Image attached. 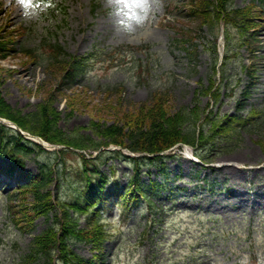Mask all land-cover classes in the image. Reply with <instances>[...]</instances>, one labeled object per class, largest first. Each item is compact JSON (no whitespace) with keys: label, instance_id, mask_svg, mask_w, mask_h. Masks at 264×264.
<instances>
[{"label":"rangeland","instance_id":"1","mask_svg":"<svg viewBox=\"0 0 264 264\" xmlns=\"http://www.w3.org/2000/svg\"><path fill=\"white\" fill-rule=\"evenodd\" d=\"M185 1L143 0L129 10L116 0H56L53 8L63 6L62 14L47 12L41 0L27 5L0 0V37L14 43L9 57L0 59L3 100L22 115L49 105L57 113L51 134L86 143V152L80 153L96 154L89 146L104 142L96 124L119 127L122 135L129 131L127 122L152 105L160 104L171 114L212 111L223 121L231 115L247 118L253 109L263 113L248 117V124L235 121L231 132L204 147L176 146L154 163L142 160V153H134L141 157L138 161L102 153L97 169L110 181L96 206L102 207L100 222L109 234L101 256L86 243L70 242L69 248L83 259L101 257L102 264H264V6L234 0V8L250 11L255 35L252 44L235 49L238 54L225 68L214 102L202 93L213 79L212 38L225 26L214 22L213 31L207 24L199 29L183 8ZM229 29L230 37L239 41L240 33ZM46 36L65 52L87 58L72 81L21 53ZM191 122L177 129L191 132ZM194 152L201 154L196 162L186 158L190 153L195 157ZM62 157L31 150L16 166L34 180L41 166L49 164L57 172L48 184L51 195L73 201L83 185L81 161L70 152ZM9 163L0 157V167ZM136 172L146 194L127 216L118 206L119 195ZM152 180L162 183L153 194L147 187ZM32 203L31 192L0 186V264H42L21 257L33 237L54 222V214L47 220L32 214L20 218L19 211ZM86 216L72 214L77 229L87 227Z\"/></svg>","mask_w":264,"mask_h":264},{"label":"trees","instance_id":"2","mask_svg":"<svg viewBox=\"0 0 264 264\" xmlns=\"http://www.w3.org/2000/svg\"><path fill=\"white\" fill-rule=\"evenodd\" d=\"M255 1L263 2L264 0ZM250 6L248 7L249 9H251ZM190 16L193 20L198 21L199 27L207 24L208 28L212 29V31L215 28L214 22L223 20L227 27L225 36L227 47L236 49L242 44L249 46L252 44L250 42L254 40L253 36L255 35L254 31L256 27L251 25L252 16L250 11L234 8L233 0H200L194 2ZM229 28H233L240 33L239 41H234V38L230 37L228 34L230 32ZM12 40L13 38L7 40L6 37H0V59L8 58L9 53L13 51ZM23 53L33 62L46 64L56 71H61L62 79L67 82L72 81L74 76L80 71L81 63L79 60L81 59L66 53L59 44L50 43V40H41L36 47L27 51L24 50ZM213 86V81H210L208 86L203 89L202 94L210 95L217 100L219 88H215L211 92ZM200 114L197 115V109L189 113L179 112L171 114L160 104L152 105L146 109L144 115L134 117V121L129 120L126 124L129 126V131L122 133V135H120L121 130L119 127L111 125L100 128V125L96 124L97 129L100 130V134L104 138V142L87 146L96 150L101 146H107L109 143L116 144L134 153H148L150 156H144L142 160L154 163L157 160L163 159L158 153L176 143L197 144L200 147H204L206 143L213 142L217 136L227 134L234 128L235 119L229 117L223 122L210 114L204 118L197 131L195 122L198 120ZM0 117L15 122L22 129L31 134L38 135L51 143H60L78 149L87 148L86 143L65 141L51 134L55 128L57 113L47 104L39 105L35 111L22 115L19 111L12 110L0 94ZM187 120L193 122H191L194 125L193 131L185 133L177 129L178 126H182ZM241 123L246 124V121L241 120ZM205 127H208L207 131H204ZM124 139L126 140L125 143ZM8 144L10 148L5 147ZM33 149L40 153L48 154L31 142L26 141L15 131L0 124V157L6 156L8 160L10 159L8 166L5 168L0 167V171L12 173L19 169L18 172L21 175L27 176L28 179L20 188L31 192L33 197L31 208L24 207L25 210L19 211L21 214L20 218H27L32 214L34 216L42 215L47 220L50 215L54 214V222L33 237L28 245L27 252L21 257L22 260L42 264H101V257L83 259L76 255L69 248V243L73 241L82 242L90 245L92 249L99 250L108 238L109 232L100 222L101 209L96 207V204L101 202L105 185L108 184L110 179L98 172L97 168L102 153L121 156L120 152L103 151L94 158H86L83 154H76L67 149L61 150L59 156L62 161V156L67 152L73 153L79 158L81 167L78 169L82 170H79V176H82L81 181H83L79 197L73 201H63L58 196L53 199L48 190L51 175H56L57 173L49 164L41 166L34 180L27 173H23L21 165L16 166L17 163L19 164L18 160L26 156ZM53 154L55 155V153ZM199 156L201 157V155ZM130 159L133 161L139 160V158ZM162 165L161 162L160 170L163 173L164 167ZM137 175L136 172L130 178L124 188V194L120 196L121 200L118 205L121 209L126 208V211L128 204L135 205L139 200V195H145L144 189L146 186L138 181ZM160 184L157 181H150L147 187L151 190L161 186ZM79 212L87 214V227L85 229H77L72 217V214ZM28 224L30 223L28 222ZM58 225H60L59 232L56 230Z\"/></svg>","mask_w":264,"mask_h":264},{"label":"snow or ice","instance_id":"3","mask_svg":"<svg viewBox=\"0 0 264 264\" xmlns=\"http://www.w3.org/2000/svg\"><path fill=\"white\" fill-rule=\"evenodd\" d=\"M117 3L124 4L126 8H129V10L132 9V7L139 5H142L143 0H116ZM18 3H24V4H30L31 0H18Z\"/></svg>","mask_w":264,"mask_h":264}]
</instances>
